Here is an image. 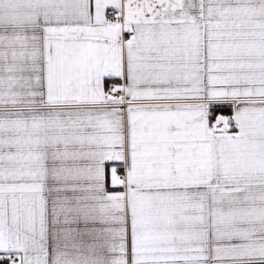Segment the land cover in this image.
<instances>
[{"label":"snow or ice","instance_id":"6c2138e0","mask_svg":"<svg viewBox=\"0 0 264 264\" xmlns=\"http://www.w3.org/2000/svg\"><path fill=\"white\" fill-rule=\"evenodd\" d=\"M0 264H264V0H0Z\"/></svg>","mask_w":264,"mask_h":264}]
</instances>
